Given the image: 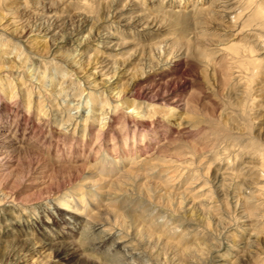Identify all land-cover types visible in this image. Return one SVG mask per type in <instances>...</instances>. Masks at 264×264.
I'll return each instance as SVG.
<instances>
[{
    "label": "rangeland",
    "instance_id": "1",
    "mask_svg": "<svg viewBox=\"0 0 264 264\" xmlns=\"http://www.w3.org/2000/svg\"><path fill=\"white\" fill-rule=\"evenodd\" d=\"M185 2L0 0V209L15 218L0 216L5 264H150L117 231L54 200L76 189L90 164L113 166L129 151L161 165L147 173L152 181L171 171L176 193L190 188L197 199L212 197L207 240L215 249L207 264L242 254L264 264V0ZM122 9L159 28L126 33L113 23ZM40 12L60 21L56 34L35 26ZM80 24L87 25L76 37L81 45L60 43ZM110 30L119 47L100 72L93 38ZM47 218L74 230L80 257L65 263L45 250H13L25 234L42 239ZM250 230L257 244L245 252ZM193 243L186 238L180 251Z\"/></svg>",
    "mask_w": 264,
    "mask_h": 264
},
{
    "label": "bare ground",
    "instance_id": "2",
    "mask_svg": "<svg viewBox=\"0 0 264 264\" xmlns=\"http://www.w3.org/2000/svg\"><path fill=\"white\" fill-rule=\"evenodd\" d=\"M187 2L188 0L185 3ZM136 10H139V8L135 7L134 4L133 9L130 11L134 12ZM216 11L211 9L210 12L213 15L217 13ZM124 12V9L115 12L114 18L116 20L113 23L121 25L124 30L127 29L126 33H131L133 30L137 32L138 30L142 34L148 30L159 28L156 22L145 18L139 11L141 14L134 15L135 17L124 16ZM35 16V26H41L46 34L52 32L56 34L55 31L61 27L58 24L60 23L59 20H55L54 17L46 18L44 12L37 13ZM85 26L87 27L86 24H80L77 30H73L64 36L60 43L66 42L74 45L78 42L77 45H81V38L76 37L79 36V33H82ZM36 34H41V32ZM89 35L91 34L89 33ZM95 37L93 39L94 41H99L98 47L103 55L98 62L100 64L98 68L100 72H105L110 66L108 53L115 51V48L119 47V40L111 30L99 31ZM177 47L179 46L177 45ZM255 60L251 59L249 65H253L256 68L257 62ZM166 62L163 64L167 65ZM72 118H74V115L67 117L68 120L64 121L65 123L63 124L66 125L67 121H72ZM17 126L19 127V125ZM137 153L138 156L136 155ZM262 156L263 163L261 168L264 169V154ZM113 163L114 165L112 166L110 163L100 160L96 164H90V167L86 168L88 177L83 181L81 180V184L76 186V189L73 188L68 193L55 195L54 200L58 202L59 208L66 212H74L81 217H88L91 221L104 227L107 232L117 231L119 239L125 242L128 249L131 252H139L137 253L138 258L140 260L147 259L151 262L150 264H207L208 261L205 254L215 249L207 240L211 236L209 233V227H211V207L209 204L212 197L197 199L196 195H191L190 188H185L181 192L176 193L175 190L180 187H178L177 177L172 175L171 171H168L166 176H162L163 178H159V182L152 181L147 173L150 170L161 169V165L152 162L150 159H144L139 152L129 151L128 155L124 154L118 163L115 161ZM140 165L141 168L136 169ZM164 167L166 168L167 166ZM167 170H171V167L169 166ZM192 185L189 187H192ZM221 189L223 190V188ZM2 197L4 196L0 195V199ZM246 201L248 202V200ZM1 209L0 216H3L2 213H4L6 214V216L4 215V221H10L9 219L13 217L12 213H5V210ZM242 213V218L244 219L241 222L244 223L246 228L249 227L251 229L253 224L250 223L248 214L246 212ZM249 228L247 232H249ZM42 229V239L40 240H36L30 234L23 235L22 239L15 238L17 240L13 242L15 246L13 250L21 253L23 250H26V252L45 250V252H49L50 257L56 253L57 261H65V263H70L73 257H80L76 248L75 232L73 229L67 228L65 223L55 221L51 224L50 219L47 218L46 223L42 225ZM250 232L248 242L244 243L245 252L254 248L257 244V240L254 239L257 237V232L254 233L255 231L252 230ZM186 238L194 240L193 246L192 248L186 247L184 251H180L179 245L185 242ZM227 245L230 246L229 244ZM0 247H2L1 241ZM134 254L136 255V253ZM8 255L10 254L6 250L0 254V264H5V259ZM246 256L242 254L237 257L236 262L223 261V263L219 264H249L248 261L250 260L248 259L251 256Z\"/></svg>",
    "mask_w": 264,
    "mask_h": 264
}]
</instances>
